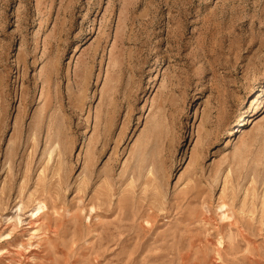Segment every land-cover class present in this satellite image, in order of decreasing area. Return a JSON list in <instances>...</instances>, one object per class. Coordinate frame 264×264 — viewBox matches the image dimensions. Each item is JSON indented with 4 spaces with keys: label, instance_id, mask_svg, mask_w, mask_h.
I'll use <instances>...</instances> for the list:
<instances>
[{
    "label": "rangeland",
    "instance_id": "rangeland-1",
    "mask_svg": "<svg viewBox=\"0 0 264 264\" xmlns=\"http://www.w3.org/2000/svg\"><path fill=\"white\" fill-rule=\"evenodd\" d=\"M0 264H264V0H0Z\"/></svg>",
    "mask_w": 264,
    "mask_h": 264
}]
</instances>
